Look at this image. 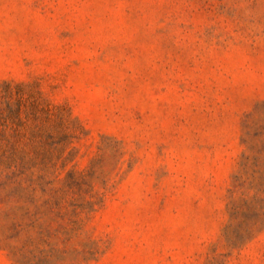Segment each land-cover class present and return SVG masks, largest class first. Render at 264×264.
<instances>
[{"label": "rangeland", "instance_id": "1", "mask_svg": "<svg viewBox=\"0 0 264 264\" xmlns=\"http://www.w3.org/2000/svg\"><path fill=\"white\" fill-rule=\"evenodd\" d=\"M0 264H264V0H0Z\"/></svg>", "mask_w": 264, "mask_h": 264}]
</instances>
